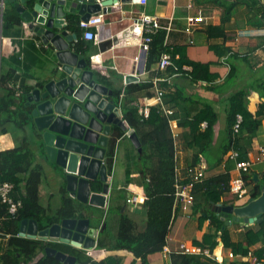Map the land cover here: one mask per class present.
Instances as JSON below:
<instances>
[{
  "label": "crops",
  "instance_id": "1",
  "mask_svg": "<svg viewBox=\"0 0 264 264\" xmlns=\"http://www.w3.org/2000/svg\"><path fill=\"white\" fill-rule=\"evenodd\" d=\"M2 3H4V7L14 6L17 12L18 7L15 5L16 3L25 7L22 0H0V53H3L1 43L4 39L2 34L3 24L1 33V14H3L4 23V11L1 9ZM243 7L244 6H239V9ZM106 10L107 9L102 7L101 10L96 13H103L105 18L102 26L99 28H92L93 32L96 34V39L93 41L83 38V30L79 27L80 17L78 15L74 16L73 20L75 21H73L69 28L71 34L77 35L72 43V50L78 54L79 58L86 61L87 69L94 73V79L108 88V100L118 108L123 121H125L122 109L123 104L125 101L127 102L129 100H134L137 108L141 105H149L150 107L160 105L162 107L161 109H170L173 112V120L176 121L177 127L175 130L171 128V131H173V135L178 134V138H175L177 173L180 178L186 179L187 169L198 163V157L201 153L197 145L193 144V146H188L186 136H191L190 128L181 126L180 122L192 121L206 106L214 107L219 115V119L214 128L211 147L213 150L219 151V147L222 148L223 145L227 146L230 142L231 136L228 126L230 98L241 90L250 92L248 96V109L253 114H256L260 108V104L264 103V98L262 97V92H264V34L255 35L252 33L255 29H264V27H258L256 25L257 20L255 16L259 13L254 10L250 11L244 7V10L239 11L237 14H233L230 22L226 24L225 37H210L208 27L220 26L223 18L222 9L212 3H202L199 0H148L146 5H140L137 0H120L111 8V11L108 12ZM141 14L157 17L161 25L165 27V29H162L163 32H166L164 45L170 47V50L182 48L181 51L186 54L189 61L206 65L210 73L209 75L214 76V78H203L194 82L190 77V72L192 71L190 65L184 66L189 68L187 70L184 69L189 74L166 75V72L161 71L159 68V57L150 54L145 56L144 64L141 68L139 67L141 70L137 73L138 66L135 62V58L139 57L141 54L139 45L142 37L141 29L134 23ZM198 14L203 16V22H201L192 33L187 32L188 16ZM21 29H26L27 33H22V40L18 42V47L13 49L15 53L14 56L17 58H9L5 53L6 57L4 59L3 68L5 72L13 69L11 87L21 88L20 93H22V87L28 86L30 87V94H32L37 88L48 84L52 80H56L52 75L54 70L56 71L55 74L59 72L63 74L60 70L62 65L57 58L55 48L52 45L43 44L41 38L29 28V24L27 26H22ZM76 39L77 41L75 43ZM179 55L180 54L176 55L177 58ZM1 67L0 58V70ZM133 73H137L140 76L141 82L139 83L141 84L153 83L156 79H161L158 83V87L165 92L162 99L160 101L157 100V94L154 88L152 89V92L155 94L154 98L147 97L143 92L125 94L126 89L130 85L139 84L127 83V76ZM234 77L235 84L232 85L231 80ZM115 92H121L120 98L117 94H113ZM16 101L18 103V100ZM115 102H118V106ZM260 119L261 125L250 141L249 138H241V135L239 136L244 146H250V151L246 159L250 155L257 159V164L252 167V172L249 174L250 177L248 176L247 178V182H249L248 194L244 200L238 201L228 192L221 198L217 205L218 207H241L246 205L249 200L252 199L255 186L257 184L262 188L264 186V157L260 155V149L264 148V114ZM202 128L205 129L206 127ZM36 129L35 127V130ZM131 131L135 133L129 125L128 129H123L116 124L111 125L112 133L110 141L114 140V166L112 175L109 174L110 194L112 198L116 194L113 190L115 189V163L121 160L119 157L118 160H116V153L114 150L117 148L118 143L127 139L130 142V147L125 151L127 157H132L137 148H135L129 137ZM38 132L37 130V133ZM36 137L37 140H32V142L29 143L35 154L32 166L35 168L40 162L42 164L49 163L51 165L47 164V172L58 169L62 171L57 164L50 160L47 152H45V155L40 153L42 152V148L45 149V146L42 145L43 139L41 140L38 135H36ZM234 138L238 139V136ZM189 139L192 140V137ZM191 140L188 142L191 143ZM20 142L18 136L12 131L7 134H0V152L17 148L21 145ZM110 147L111 144L108 147V153L111 150ZM221 156L224 159L221 163H218L220 157L218 158L215 156V161L203 155L200 157V160L204 158L207 164L205 173L206 179L215 178L222 174H227L228 172L231 177L236 174L234 171L235 163L231 160L227 161L226 156ZM243 158L245 159V156ZM41 170L40 204L45 210L50 212L54 204L53 201H56V192L52 190L53 194L49 195L47 193L44 184H42L44 173L46 175L47 173L43 171L42 165ZM128 171L129 169L125 167V176L127 179ZM130 173L131 180L138 184V176L134 177L132 171H130ZM50 178H53L51 174ZM58 178H60V181L57 187L59 188L61 198L67 194L68 197L75 200L78 210H80L79 204L77 203L79 200L66 191L64 193L62 188H66V182L62 179V176H58ZM252 179H254V182H252ZM122 185L124 184L117 186V189ZM130 189L142 194L144 193L139 187L131 186ZM93 191L95 190L93 189ZM16 194L18 195V193ZM125 196L127 199L129 191L125 192ZM126 199L123 198L121 202L117 203V211H119L118 208H121V213H127L137 224L138 230L143 231L146 226L145 219L147 218V216H145L146 210L144 206L129 207L125 203ZM42 201H45V203ZM85 205L101 209V207L91 205L89 202ZM59 206L61 207V204ZM207 208L208 203L205 192L200 191L197 193L195 202L187 214L178 209L169 236V245L172 250H176L181 242H189L191 244H194V241L201 242L204 236L214 229V225L211 224L209 219L201 221V215ZM93 217L96 218L95 216ZM217 217L224 223L222 230L228 233V241L236 246L242 244L243 249H247L249 252L246 255L237 254L235 259L229 258V253L232 252V248L225 247L220 237L221 234L219 233L217 238L218 246L214 251L216 260L221 264H247L246 259H248L249 255L253 254L260 258L264 264V237L258 243L251 246L245 242L248 230L252 229L256 232L264 228V214L254 224L250 225L237 222L227 224L221 217ZM232 218L233 217L230 216L227 221L231 222ZM117 219L119 223L120 217L118 216ZM93 223V220H91V227L100 231L96 245L91 250L77 249L80 251L78 253L82 256L85 254L100 264H144L140 259L135 258L133 254L127 251L113 250L116 247L112 242V240L116 242L115 231L114 229L108 231L109 223L105 217L101 221V225L99 224V227L93 226ZM0 225H2V222H0ZM102 225H104L103 231L100 228ZM108 233L109 235H106ZM112 235L113 239L111 238L112 240L109 241L108 236L111 237ZM6 237L7 235L0 233V264H2V254L9 245V237ZM101 240L106 245L104 249H99ZM61 245L71 247L65 244ZM216 250L219 254L216 253ZM43 256L44 252L41 251L38 253L37 257L39 259ZM163 256L161 252L159 255H150L148 257L149 264H171V262ZM62 264L66 263L62 262ZM76 264H80L77 258Z\"/></svg>",
  "mask_w": 264,
  "mask_h": 264
},
{
  "label": "trees",
  "instance_id": "2",
  "mask_svg": "<svg viewBox=\"0 0 264 264\" xmlns=\"http://www.w3.org/2000/svg\"><path fill=\"white\" fill-rule=\"evenodd\" d=\"M199 1L202 3H212L223 11L222 24L218 27H208L210 37L226 36V24L230 22L231 17L235 14V10L239 6H244L250 11H257L259 14L257 13L258 15L255 16L257 20L256 25L258 27H264V4H262L261 0ZM22 26H24L23 20L17 12V9L14 6H5L2 33L4 36L2 41L3 53H0L2 66L0 70V134H7L14 127L17 129L25 128L34 133L35 136L38 135L42 140L41 133H37V129L35 130L32 116L33 108L27 105L31 92L29 90L30 87H22V93H20L21 88L11 87L13 69L5 72L3 68L6 57L5 53L9 58H17L14 56L13 49L18 47V42L22 40ZM165 38V31L160 30L155 34L149 54L152 56L155 55L159 59L165 52L171 54L173 65L163 71L166 72V75L189 74L184 70V66L190 65L192 67L190 77L194 82L198 81V79L214 78V76L209 75L210 73L206 65L189 61L186 54L181 51L182 48L170 50V47L165 46ZM177 54H180L178 58L176 56ZM153 87L152 82L133 84L126 89L125 94L143 92L147 97L154 98L155 94L152 92ZM18 93H20V96ZM249 93L246 90H241L230 98L228 126L231 137L224 151H218V158L220 157L218 163L224 160L221 155L227 157L229 151L233 148L240 152L242 159H244V156L246 159L250 151V146H244L241 138H249L250 141L256 134L257 129L261 125L260 117L264 114V103L260 104V108L256 114L251 113L248 109ZM113 94H117L120 98L121 92H115ZM262 97L264 98V92H262ZM16 100H18V103ZM115 104L118 106V102H115ZM122 109L124 120L135 131L141 144V152L136 149L132 157L136 172L139 176V183L147 198L144 203L147 219L144 230L139 231L137 224L128 214L121 213V208H118L120 213V230L117 245L113 250L127 251L133 254L135 258L140 259L144 264H149L148 257L152 254L162 252L168 243L170 230L179 209V202L176 196L177 183L179 180L180 183H187L189 182V178H180L177 173L176 142L170 127V120L173 119V114L171 116L167 115L161 109L160 105H154L150 107L149 117L143 118L139 114L134 100L125 101ZM239 115L242 116L243 121L238 139H235L233 136V127ZM218 119L219 115L214 107L206 106L192 121L180 122L181 126L190 128L191 136H186L188 146H193V144L197 145L201 156L207 157L210 150H213L211 143ZM204 122L207 124L205 129L202 128V123ZM240 135L241 138H239ZM190 137H192V140L189 139ZM190 140L191 143L188 142ZM113 141H110V143ZM30 142L25 138L17 148L0 152V186L4 183L13 184V198L16 201H22V208L15 215L10 214L8 212V206L0 201V222H2V225H0V233L10 235L9 245L2 254V264H62L54 255L48 256L46 254L48 247H53L67 255L74 256L80 264H100L85 254L82 256L78 253L80 252L79 250L72 247L62 246L57 243H44L43 241L23 238L18 235L20 223L23 220H36L39 228L44 229L65 218L85 217L84 214L78 211L75 200L68 197L67 194L62 198L61 207L54 215H50L49 211L45 210L40 204L42 170L39 165L35 168L32 166L35 154L29 144ZM45 152L46 150L42 148V152L40 153L45 155ZM109 153L108 157L110 155L113 157V150H110ZM200 155L198 157V163L200 162ZM112 157L106 161L109 173L113 171L114 166ZM130 171L129 169L128 182L131 179ZM248 176L245 175L246 182L248 181ZM230 179L231 175L228 172L227 174L196 183L193 189L195 198L200 191H204L207 198L208 208L201 215V221L209 219L211 224L214 225V229L206 234L201 242L194 241V245L202 249H209L213 257L200 254H183L177 252L178 249H176L172 250L170 255L171 264H221L214 256V251L218 246L217 238L219 233L221 234L220 237L225 247L232 248L234 255H246L249 252L247 249H243L242 244L236 246L228 241V233L222 230L224 223L217 217L219 216L217 205L221 198L228 193ZM252 182H254V179H252ZM247 184L249 187V182ZM92 185L95 191L102 192L103 182L93 180ZM62 190L65 193L66 188L64 187ZM261 191L262 187L257 184L253 189L252 199L258 198L261 195ZM263 237L264 228L256 232L250 229L246 233L245 242L251 246L258 243ZM104 246L106 247L101 240L99 249H104ZM41 251L44 252V256L38 259V253Z\"/></svg>",
  "mask_w": 264,
  "mask_h": 264
},
{
  "label": "water",
  "instance_id": "3",
  "mask_svg": "<svg viewBox=\"0 0 264 264\" xmlns=\"http://www.w3.org/2000/svg\"><path fill=\"white\" fill-rule=\"evenodd\" d=\"M15 1V0H14ZM120 0H22L18 7L24 21L43 44L52 45L59 59L63 76L37 88L28 97L33 108L35 127L41 133L48 157L64 172L66 191L84 203L106 208L109 177L105 160L110 145L111 125L128 129L115 105L108 100L109 90L94 79L87 63L72 50L77 37L69 28L74 16L88 20L101 8L111 11ZM124 1V0H121ZM264 4V0H261ZM3 14H1V33ZM2 45V43H1ZM136 77L127 76V83ZM73 98L76 101H73ZM135 148L141 152L137 135L129 134ZM93 180L103 182L102 192L93 191ZM261 195L241 207H220L217 212L227 224H254L264 214V186ZM232 216V221H227ZM20 237L50 243L65 244L76 249L95 247L98 230L91 220L62 219L54 225L39 229L36 220H23ZM66 264H76V258L53 247L46 249Z\"/></svg>",
  "mask_w": 264,
  "mask_h": 264
},
{
  "label": "built area",
  "instance_id": "4",
  "mask_svg": "<svg viewBox=\"0 0 264 264\" xmlns=\"http://www.w3.org/2000/svg\"><path fill=\"white\" fill-rule=\"evenodd\" d=\"M137 2L140 5H146L148 0H137ZM4 3L1 5L2 11H4ZM104 18L105 15L103 13L100 14H94L92 15L88 20H80L79 21V27L83 30V38L85 40L93 41L96 39V34L93 32L92 28H99L104 24ZM203 16L200 14L198 15H191L188 16L187 22L188 27L186 29L187 32L192 33L195 28L199 26L201 22H203ZM23 24L25 26L28 25V22L23 21ZM140 29H141V43H140V51L141 54L139 57L135 58V62L137 63V73L139 70H141V66L144 64L145 56L149 54L151 43L153 41V36L157 34L160 30L165 29L160 23V20L157 17L149 16L146 14H141L136 20L135 23ZM249 32V31H248ZM244 33V32H241ZM253 34H264V29H255ZM77 39L75 40L76 43ZM173 65V60L171 54L165 52L160 58L159 61V68L161 71L167 70L170 66ZM140 67V68H139ZM184 69H189L188 67H184ZM137 73L131 74L132 76L136 77V80L132 83H139L141 82L140 76ZM127 79V78H126ZM161 81V79H156L153 82L154 89L156 91V98L158 101L162 99L164 96V90L160 89L158 87V83ZM163 81V80H162ZM130 84V83H128ZM20 95V93H18ZM160 104V103H159ZM139 114L143 118H148L150 115V106L149 105H141L138 106ZM167 115H172L173 112L170 109H164L163 110ZM243 118L241 115L238 116L237 122L235 123L233 127V136L237 137L241 132V124H242ZM170 126L173 130L176 129L177 124L176 121L173 119L170 120ZM202 127H207V124L204 122L202 123ZM174 138H178V134L173 135ZM260 155L264 157V148L260 149ZM231 160L235 163V172L236 174L231 177L229 182V193L232 194L236 200H244L248 194V186L245 179V175H249L252 172V167L257 164V159L250 155L247 159H242L240 152L235 150L234 148L229 151L227 155V160ZM206 170H207V164L204 158H201L200 162L196 164L193 167H189L187 169V177L189 178V182L187 183H180L178 181L177 183V201L179 202V209L183 213H188L190 208L193 206L195 202V196H194V186L196 183L203 182L206 179ZM120 190H123L124 192L129 191V196L126 199V205L132 206V207H141L144 206V203L146 202V196L143 193H139L137 191L131 190L130 187L122 185L119 187ZM14 190V185L11 183H4L0 186V201L3 204H6L8 206V212L12 215H15L18 213L20 208H22V201L18 200L16 201L12 194ZM110 190V188H109ZM20 236V234H18ZM10 238V235H7L6 238ZM169 240L166 246L163 249V255L166 258H169L172 249L169 245ZM177 252L183 253V254H200V255H206L209 257H213V254L210 252L209 249H202L198 246H195L194 244H191L189 242H181L177 247ZM236 255L233 254V252L229 253V258L235 259ZM247 264H263L262 260L258 258L257 256L251 254L248 256V259H246Z\"/></svg>",
  "mask_w": 264,
  "mask_h": 264
},
{
  "label": "rangeland",
  "instance_id": "5",
  "mask_svg": "<svg viewBox=\"0 0 264 264\" xmlns=\"http://www.w3.org/2000/svg\"><path fill=\"white\" fill-rule=\"evenodd\" d=\"M241 8V7H240ZM244 10V7L242 9H236L235 10V14L239 13V11ZM241 13V12H240ZM22 33H27L26 29H21ZM56 71H53V78L55 77V79H59L63 76V74H61L60 72L58 74H55ZM231 84L234 85L235 84V77L231 80ZM231 86V85H230ZM233 87V86H231ZM73 101H76L75 98H73ZM12 132L18 136L19 140L21 141L20 143H22V141L27 138L28 142H32L37 140V137L34 135V133H32L30 130H26L25 128H21V129H17V128H13ZM111 144V151L113 150L114 147V141L110 143ZM130 147V142L125 139L124 141H122L121 143L117 144V148L114 150L116 153V160H118V157L121 159L120 161L115 163V186L113 189L115 191V195L112 198L111 193V189L108 191V205L106 208H95V207H88V205H85L86 203H83L81 201L77 202L79 204L80 210H78L80 213L84 214L85 217H87L90 220H93V226H98L101 223V221L103 220V218L105 217L107 222L109 223V228L108 231H111L114 229L115 231V239L116 242H118V234H119V230H120V222H117V218L118 216L120 217V213L119 211H117V203L121 202L124 199H126L125 196V192H123V190L117 189V186L124 184L125 186L131 187V186H135V187H139L140 189H142L141 185H140V180H139V176L136 172V168H135V164L133 161V157H127V153H126V149L128 150ZM225 146L223 145L222 148L219 147V151L221 152L222 150L224 151ZM218 151L217 150H210L209 154H208V158H210L212 161H215V156L218 157ZM214 154V155H213ZM112 157V155H110ZM108 157L107 159L109 160L111 157ZM113 158V157H112ZM115 161V160H114ZM47 164L49 163H45L42 164L41 162L38 164L39 166L42 165L43 167V171L47 173V175L44 173V178L42 181V184H44V188L47 190V193L49 195L53 194L52 190H54L56 192V201H53V207L52 210H50L49 214L50 215H54L56 213V211L59 209V205L61 204V194L59 191V188L57 187L60 181V178H58V176H62L64 175V172L58 170H50L51 172H47ZM51 165V164H49ZM125 167H127L128 169H130L133 172L134 177L138 176V184L136 182H133L131 179L128 182L127 177L125 176ZM45 169V170H44ZM50 174L53 176V178H50ZM47 178V179H46ZM109 184V188H110V183ZM57 187V190H56ZM113 188V187H112ZM138 189V188H137ZM68 193V192H67ZM235 198V197H234ZM236 199V198H235ZM43 203H45V201H42ZM81 202V203H80ZM131 207V206H129ZM93 216H95L96 218H94ZM146 216V215H145ZM147 219V218H146ZM145 219V221H146ZM146 223V222H145ZM101 225V224H100ZM100 228L103 231L104 225H102V227L100 226ZM105 231V230H104ZM106 235H109L106 234ZM113 239V235L111 237L108 236L109 241ZM112 242L114 243V246L117 245L115 241L112 240ZM105 245V243H104ZM163 254V252H161ZM155 254H160L155 253ZM154 255V254H152ZM165 259H168L170 262V257L166 258L165 256H163Z\"/></svg>",
  "mask_w": 264,
  "mask_h": 264
},
{
  "label": "clouds",
  "instance_id": "6",
  "mask_svg": "<svg viewBox=\"0 0 264 264\" xmlns=\"http://www.w3.org/2000/svg\"><path fill=\"white\" fill-rule=\"evenodd\" d=\"M24 21V20H23ZM24 25V24H23ZM25 26V25H24ZM162 108V107H161ZM171 127V126H170ZM106 161V160H105ZM106 163V162H105ZM109 174H111L112 175V172L111 173H109V170H108V177H109ZM129 187V186H128ZM74 198H76V196L74 197ZM125 203H126V200H125ZM218 208H220V207H218ZM219 217H220V215H219ZM83 218H85V217H83ZM83 218H78V219H83ZM72 219H74V218H72ZM39 226V225H38ZM40 229V228H39ZM99 230H98V234H99ZM47 243H50V242H47Z\"/></svg>",
  "mask_w": 264,
  "mask_h": 264
},
{
  "label": "bare ground",
  "instance_id": "7",
  "mask_svg": "<svg viewBox=\"0 0 264 264\" xmlns=\"http://www.w3.org/2000/svg\"><path fill=\"white\" fill-rule=\"evenodd\" d=\"M216 253L219 254L217 250H216Z\"/></svg>",
  "mask_w": 264,
  "mask_h": 264
}]
</instances>
